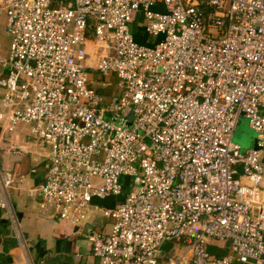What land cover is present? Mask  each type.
Segmentation results:
<instances>
[{"label": "built area", "instance_id": "1", "mask_svg": "<svg viewBox=\"0 0 264 264\" xmlns=\"http://www.w3.org/2000/svg\"><path fill=\"white\" fill-rule=\"evenodd\" d=\"M3 9L0 121L30 124L50 149L32 189L42 216L112 218L88 237L102 264H264V0H0ZM139 11L152 43L131 30ZM243 118L254 146L234 138ZM12 183L0 166V209L29 249ZM106 198L113 207L94 203ZM218 245L228 251L215 256Z\"/></svg>", "mask_w": 264, "mask_h": 264}, {"label": "crops", "instance_id": "2", "mask_svg": "<svg viewBox=\"0 0 264 264\" xmlns=\"http://www.w3.org/2000/svg\"><path fill=\"white\" fill-rule=\"evenodd\" d=\"M135 32L142 43L155 41L143 31V27L138 26ZM96 58L89 61L93 71ZM21 124L26 123H19L9 130L8 120L0 121V148L11 160L5 173L11 174L13 178L10 197L19 213L29 249L20 244L5 212L0 209V264H102L92 255L88 237L94 230H110L113 219L97 212L91 213L92 216L89 215L78 224H68L56 216L44 217L40 214L38 198L32 189L45 179L49 152L39 151L37 142L32 139L31 127H22ZM0 166L3 170L2 162ZM94 203L102 208H110L114 206L115 200L106 198L94 200ZM210 250L215 256H221L228 248L218 245L210 246Z\"/></svg>", "mask_w": 264, "mask_h": 264}, {"label": "rangeland", "instance_id": "3", "mask_svg": "<svg viewBox=\"0 0 264 264\" xmlns=\"http://www.w3.org/2000/svg\"><path fill=\"white\" fill-rule=\"evenodd\" d=\"M145 22H146V20H145V18H144V16H143V14H142V12L141 11H139V12H136L135 14H134V21L131 23V30L134 32V30L135 29H138V26L139 27H142L144 24H145ZM212 32L214 33V35L216 34V31L215 30H212ZM137 35V33L135 32V37L138 39V37L136 36ZM153 38V37H152ZM151 38V41L154 39H152ZM153 42V41H152ZM152 42H150V43H152ZM10 43H11V35L7 32V30H6V10L5 9H3L1 12H0V56H3V57H8V55H9V51H10ZM108 51V50H107ZM102 55H103V49H97V55H96V48H95V52H94V54H93V56L95 57V56H97V58L99 59V58H101L102 57ZM90 71V74L91 73H93V74H95V72L92 70V69H90L89 70ZM97 75H98V73H96ZM92 76V75H91ZM110 80H112L113 82H115L116 83V78L114 77V76H112L111 77V79ZM117 92H110V91H108V95H110V94H116ZM6 111H8V110H6ZM242 120H244V126L243 127H241V129H239V130H237L238 132H239V135H241V137H242V140H243V142H245L246 144H248L247 143V138H249V141L252 143L251 145L252 146H254V144H255V138L257 137V134H256V132H254V131H252V130H250V128H249V126H248V121H247V119H242ZM21 126L22 127H26L27 126V128H30L31 127V125L30 124H21ZM20 126V127H21ZM246 128V129H245ZM249 130V131H248ZM31 134V133H30ZM34 138H36V139H34V138H32L33 139V141H35V142H37V144H38V146H39V151H44V150H48V152L50 151V149H49V147H48V145H46L44 142H42L41 140H40V138H38L37 136H35V135H33V134H31ZM235 138V137H234ZM41 142V143H40ZM249 146H250V143H249ZM14 156V158H15V155H13ZM9 156H7L6 155V153H5V151H4V149H2V148H0V162H2V166H3V172L5 173V171L7 170V169H9L8 167H7V165H8V162L10 161L11 162V160H10V158H8ZM33 157V155H31V158ZM30 160V159H29ZM90 215L92 216V214L90 213ZM68 224H71V222L70 221H66ZM186 264H190V262H189V260L187 259V260H185L184 261Z\"/></svg>", "mask_w": 264, "mask_h": 264}, {"label": "water", "instance_id": "4", "mask_svg": "<svg viewBox=\"0 0 264 264\" xmlns=\"http://www.w3.org/2000/svg\"><path fill=\"white\" fill-rule=\"evenodd\" d=\"M244 120H241V124L239 125V127H238V130L239 129H241V127H243L244 126ZM246 129V128H245ZM251 130V129H250ZM249 131V130H248ZM253 131V130H252ZM235 140L237 141V142H239L243 147H249V143L251 144V142L249 141V138H247V143L248 144H246L245 142H243V140H242V137H241V135H239V132L237 131L236 132V134H235ZM8 221V220H7Z\"/></svg>", "mask_w": 264, "mask_h": 264}, {"label": "trees", "instance_id": "5", "mask_svg": "<svg viewBox=\"0 0 264 264\" xmlns=\"http://www.w3.org/2000/svg\"><path fill=\"white\" fill-rule=\"evenodd\" d=\"M102 92V91H101ZM112 199V198H111ZM172 246V243H170V244H167L166 245V248H170Z\"/></svg>", "mask_w": 264, "mask_h": 264}]
</instances>
